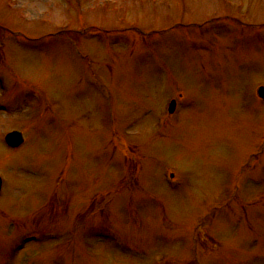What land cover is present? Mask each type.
<instances>
[{"label": "rangeland", "instance_id": "rangeland-1", "mask_svg": "<svg viewBox=\"0 0 264 264\" xmlns=\"http://www.w3.org/2000/svg\"><path fill=\"white\" fill-rule=\"evenodd\" d=\"M259 87L264 0H0V264H264Z\"/></svg>", "mask_w": 264, "mask_h": 264}, {"label": "water", "instance_id": "water-1", "mask_svg": "<svg viewBox=\"0 0 264 264\" xmlns=\"http://www.w3.org/2000/svg\"><path fill=\"white\" fill-rule=\"evenodd\" d=\"M258 96L264 99V88L258 90ZM174 102L170 104L169 112L172 113L174 110ZM5 143L10 148H18L23 143L22 135L19 132H12L6 135ZM0 190H1V179H0Z\"/></svg>", "mask_w": 264, "mask_h": 264}]
</instances>
